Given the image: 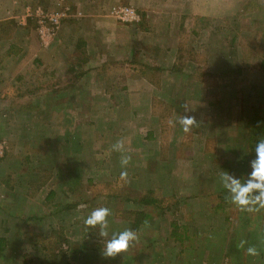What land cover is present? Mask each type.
Returning a JSON list of instances; mask_svg holds the SVG:
<instances>
[{
    "label": "rangeland",
    "instance_id": "obj_1",
    "mask_svg": "<svg viewBox=\"0 0 264 264\" xmlns=\"http://www.w3.org/2000/svg\"><path fill=\"white\" fill-rule=\"evenodd\" d=\"M60 2L0 0V264H264V208L241 210L218 179H247L264 141V0H76L92 35L78 48L72 31L52 43L59 28L35 15ZM182 115L197 120L188 132ZM153 191L179 205L104 257L83 218L106 205L110 230L132 228L124 215L152 211L136 200ZM173 220L189 229L182 251L166 242Z\"/></svg>",
    "mask_w": 264,
    "mask_h": 264
},
{
    "label": "clouds",
    "instance_id": "obj_2",
    "mask_svg": "<svg viewBox=\"0 0 264 264\" xmlns=\"http://www.w3.org/2000/svg\"><path fill=\"white\" fill-rule=\"evenodd\" d=\"M176 122L183 127L185 132H188L190 127L197 123V120L193 116L182 115ZM112 148L113 151L122 153L120 165L122 169H125L131 160V156L126 154L127 150L123 141L118 140ZM127 175V171L122 170L120 179L126 181ZM218 179L221 186L227 191V198L241 210L251 212L258 210V208H264V141L258 142L255 146V159L251 161V171L247 179L242 180L226 171H222ZM111 216L112 210L108 206L96 207L83 218V226L86 230L99 229V236L103 238L101 245L103 256L114 258L139 243L141 237L138 231L132 228L110 230L109 220ZM245 243L246 241L242 240L240 247H243ZM245 251L249 256L259 254L258 249L254 246L247 247Z\"/></svg>",
    "mask_w": 264,
    "mask_h": 264
},
{
    "label": "trees",
    "instance_id": "obj_3",
    "mask_svg": "<svg viewBox=\"0 0 264 264\" xmlns=\"http://www.w3.org/2000/svg\"><path fill=\"white\" fill-rule=\"evenodd\" d=\"M53 6L54 7L50 9V11H52V12L57 11V9H62L61 11L67 12V16H68V14H72V12H73V6H72V8H71V6L67 7V5H64V4L57 6V3L56 4L54 3ZM65 18H67V17H65ZM60 27H58V28L60 29ZM80 45L83 46V44H80ZM81 62H83V61H81ZM146 65H148V64H146ZM261 67H262V69H264V57L261 61ZM147 69L148 70L144 69L141 71L142 76H144V74H145L147 76V77L146 76L145 77L148 80H150L152 83H154V82L156 83V81L152 79L151 75L154 73H157L159 70L162 73L163 70L161 69V66H158V65L150 66L149 65L147 67ZM157 83L159 84V82H157ZM154 192L155 191H153V195L150 192H148L146 194L143 193L140 196V198L138 200H136V201H139L136 203H142V205H144V206L151 207L152 211H135V212H130V213L124 215V217H126L125 219L129 220L126 223L128 225H130V227L132 226V229L138 230L142 224H146L150 221V219H153L154 214H157L159 216L164 217L166 215L165 212H167V209L171 210L170 207L179 205L178 200L176 201L175 199H172V200L169 199L170 201H167V198H164L163 196H154ZM128 199H129V197H128ZM74 206L75 205L72 204L71 206H68L66 208L69 209V208L74 207ZM179 223L180 222H178L177 220H173L169 223V226H168L170 236L167 237L166 242H169V239L171 238V240L173 239L176 242V246H177V247L172 248L171 252H174L177 248H179L182 251L186 247V245L191 241L189 229L187 228V226L180 225ZM62 236H64V235H62ZM6 238H7L6 235L5 236L0 235V246L1 247H3L5 245L4 242H5ZM66 239L67 238H65V240ZM47 249H49V248H47Z\"/></svg>",
    "mask_w": 264,
    "mask_h": 264
},
{
    "label": "crops",
    "instance_id": "obj_4",
    "mask_svg": "<svg viewBox=\"0 0 264 264\" xmlns=\"http://www.w3.org/2000/svg\"><path fill=\"white\" fill-rule=\"evenodd\" d=\"M83 2H84V0H82ZM86 2V3H85ZM84 2V4H82V7H86L87 8V12H97V13H100L101 12V9L102 8H100V7H96L94 4H91V2L89 1V3L87 2V1H85ZM78 2H76V0H75V4H72L73 5V12H72V16L70 17H68L69 19H67V18H65L64 20H63V22L60 24L61 25V28L58 30V34L57 35H55V37L53 38V40H52V43H55L56 41H57V43L58 44H60L61 45V47H63V45L65 44V43H63L61 40V37H62V35L64 36L65 35V33L67 32L68 33V31H72V34L76 37L75 38V43L73 44V47H75L76 46V48H78V46L80 45V44H83V45H87V46H89L90 45V42H92V40L90 41V39L88 38L89 36H92L89 32H81L80 30H79V25H80V23H78V24H75V23H77V21L76 20H74V19H77V18H81V17H79L80 16V14H81V12L83 13V11H81L80 12V10L82 9L81 7H80V5H79V3L77 4ZM58 4V6H60L61 4H64V5H66L67 3H65V1L63 0V2L61 3H57ZM149 5H151V4H149ZM75 9V10H74ZM50 10V9H49ZM149 12V11H148ZM85 16H86V14H84ZM67 17V16H66ZM66 20V21H65ZM113 20V19H112ZM64 21H65V23H64ZM71 21H74L73 22V24L72 23H70ZM115 22H110L111 23V25H113V27L110 25V27H108L109 29H110V31L112 32V29H114V32L115 33H118V34H121L120 33V30H118L117 28H118V24L120 23V21H116V20H114ZM60 25L58 26V27H60ZM68 29H70V30H68ZM71 34V33H70ZM58 41H60V42H58ZM76 42H78V43H76ZM75 49V48H74ZM132 49V48H131ZM91 50V49H90ZM91 51H93V50H91ZM124 53H125V51H123V52H117V54L118 55H120V56H124ZM90 53H87V55H89ZM77 55H80V53H77ZM91 55V54H90ZM83 62H87V60L86 59H84V61ZM77 89V88H76ZM102 89L97 85L96 86V89H93L92 91L93 92H95V91H101Z\"/></svg>",
    "mask_w": 264,
    "mask_h": 264
},
{
    "label": "built area",
    "instance_id": "obj_5",
    "mask_svg": "<svg viewBox=\"0 0 264 264\" xmlns=\"http://www.w3.org/2000/svg\"><path fill=\"white\" fill-rule=\"evenodd\" d=\"M118 17L121 18L122 20H131V18H136V15L134 11L131 8H122L118 12ZM35 15H38L40 18V21H45L51 24V26L58 27L61 24V21L63 18L67 16L66 11H61V12H45L42 9L36 12Z\"/></svg>",
    "mask_w": 264,
    "mask_h": 264
}]
</instances>
